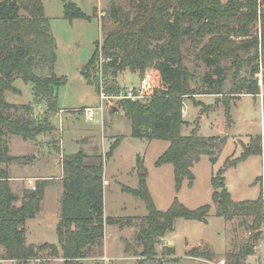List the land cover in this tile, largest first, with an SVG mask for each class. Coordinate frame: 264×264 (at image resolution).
I'll return each mask as SVG.
<instances>
[{
	"label": "trees",
	"instance_id": "obj_1",
	"mask_svg": "<svg viewBox=\"0 0 264 264\" xmlns=\"http://www.w3.org/2000/svg\"><path fill=\"white\" fill-rule=\"evenodd\" d=\"M62 1L65 18H90L75 2ZM129 3L135 9L132 15L111 5L109 14L116 26L104 32L101 41L94 42L82 72L87 83H93L98 91L100 44L103 56L111 58L102 65L103 74L110 71L113 76L109 86L105 84L106 92H120L116 86L118 71L126 68L138 71L140 80L145 81L144 92L150 98L145 101L122 98L117 100V108L130 119L131 136L169 141L156 165L172 164L178 190L184 178L193 183L191 167L201 155L215 161L218 142L217 136L198 135L195 129L189 134L181 132L186 122L182 117L184 97L196 93L190 87L193 77L183 64L181 49L186 43L188 50L198 48L196 58L214 67L216 73L221 71L218 62L230 60L233 71L228 94H259L258 80L253 75L258 73L260 65L264 67V4L260 0H129ZM253 27H256L254 33ZM56 48L42 0H0V164H5L0 167V245L3 247L0 258L16 264L37 259L45 250L49 256L62 258V264H83L89 248L102 245L104 225L120 222L104 216L103 203L104 162L120 142L117 137L104 155L89 154L83 148L62 155L63 189L55 229L58 244L26 242L25 221L39 211L45 187L54 182L50 177L37 179L32 189L23 191L20 204L16 205L19 196L11 188L8 166L14 162L30 164L33 155L10 154L9 139L15 135L35 141L38 135L55 130L50 116L60 110L57 88L67 81L65 75L55 72ZM16 79L31 84V101L10 103L5 99L6 91L20 92L14 85ZM203 79L210 81V75H204ZM262 81L264 85V71ZM211 84L217 86L216 91L199 93L223 94L220 79ZM262 101L264 110V95ZM37 104L45 106L41 118L34 114ZM224 113L229 119L228 102ZM263 139L261 133L250 136L249 142L242 145L240 155L226 159L211 178L212 199L221 200L217 214L226 219L251 215L254 230L260 228L263 219L264 188L254 200L233 202L224 183V172L225 167L234 166L253 154L262 155L264 165ZM144 176L145 172L140 174L136 188L122 185L121 189L142 199L147 207L146 223L138 238L141 254L148 256L155 254L156 244L173 231L176 218L205 222L210 205L190 209L174 198L165 211H160ZM162 253L170 255L173 249L166 245ZM252 253L253 245H246L235 264H244L246 255ZM187 255L211 257L197 247L189 249ZM157 262L163 264L162 259Z\"/></svg>",
	"mask_w": 264,
	"mask_h": 264
},
{
	"label": "rangeland",
	"instance_id": "obj_2",
	"mask_svg": "<svg viewBox=\"0 0 264 264\" xmlns=\"http://www.w3.org/2000/svg\"><path fill=\"white\" fill-rule=\"evenodd\" d=\"M71 1L90 18L69 20L63 16L62 0H42L50 31L57 42L55 72L57 75H65L67 81L57 88V106L61 112L52 113L50 116L55 126L54 131L38 135L35 141L10 136L11 154L33 155L30 164L14 162L8 166L10 174L24 177L13 184L16 194L35 186L36 180L30 185L29 177L40 175L50 177L54 182L50 198L52 204H56L57 199L60 201L63 189L62 155L76 152L80 148L89 154L104 155L114 139L120 137V142L112 155L104 162L103 173L104 216L120 220L115 224H106L105 254L109 256V261L103 260L104 254L98 245L94 249L89 248V252L85 253L83 264H140V261L141 264H157L159 259L163 260V264H235L249 244L253 245V253L246 255L244 264H264V214L260 228L256 230L251 226L253 220L251 215L232 216L229 219L218 215L221 200L212 199L214 189L211 184L212 176L223 166L226 159L240 155L242 145L249 142L250 136L264 134L262 101L264 67L260 65L258 73L253 75L258 80L259 94L240 93L232 96L228 94L233 71L230 60L218 62L221 71L216 73L214 67L206 66L196 58L198 48L188 50V44L183 45L181 49L183 64L192 74L190 87L196 93L184 97L182 117L186 122L181 132L189 134L195 129L198 135L217 136L218 142L215 148V161L213 162L208 155H201L191 167L193 183L189 184L184 178L181 187L176 190L172 164L156 165L169 141L131 136L130 119L119 107L117 108V100L113 101V107L105 108L102 114L97 112L92 121L87 120L81 110L73 109L98 104V91L93 83H87L82 70L92 54L94 42L101 41L102 34L116 26V21L109 14L111 5H116L119 10L130 15L134 14L135 9L131 8L129 0ZM260 1L264 4V0ZM258 28L260 29L259 23ZM255 30L256 27H253L252 32ZM99 46L101 47V44ZM206 74L210 75V81L203 79ZM103 76L104 83L109 86L113 79L112 74L109 71ZM217 79L222 82L223 94L199 93L216 91L217 86H212L211 83ZM140 84L138 71L126 68L117 72L116 86L120 87V90L139 87ZM14 85L20 92L6 91L5 99L8 102L27 103L32 100L30 83L16 79ZM226 102L230 106L229 119L224 113ZM44 113V104H37L34 110L35 117L41 118ZM0 167H5V164H0ZM142 170L145 172L148 189L158 210L165 211L174 198L190 209L210 205L205 222L176 218L173 231L168 232L165 238H161L155 246V254L148 256L141 254L142 245L138 238L140 229L146 223L144 217L147 214V207L142 199L121 189L122 185L136 188ZM263 178V156L260 154L250 155L234 166L225 167L224 183L233 202L258 198L261 189L264 188ZM51 237L56 238L55 231L47 232V238ZM168 238L174 241L175 257L164 256L162 253L164 246L173 245V242H167ZM186 241L189 245H194L192 247L211 254V257L187 255L189 249L185 251ZM47 252L48 250H45L39 258L22 264H62V258L49 256ZM0 264L16 262L0 258Z\"/></svg>",
	"mask_w": 264,
	"mask_h": 264
},
{
	"label": "crops",
	"instance_id": "obj_3",
	"mask_svg": "<svg viewBox=\"0 0 264 264\" xmlns=\"http://www.w3.org/2000/svg\"><path fill=\"white\" fill-rule=\"evenodd\" d=\"M83 107V106H81ZM78 108V107H74L73 109ZM59 112H61V109L59 110ZM11 154V153H10ZM14 155V154H13ZM10 174V172H9ZM104 177V176H103ZM24 177H19V176H13L12 174H10V185L12 190L16 193L13 184L18 181L23 179ZM39 178H45L43 176H33V177H29L28 179H32L33 183L35 180L39 179ZM106 180V179H105ZM33 183H30V185H32ZM51 186H46L45 187V191H44V196L40 202V209L39 211L31 218L26 219L25 221V238H26V242L27 243H34V244H41L44 242H50V243H54V244H58L57 243V236H56V232H55V239H53V237L51 238H47V232L53 233V231H55L56 229V224L59 220V213H60V202L59 199H57L56 204H52L51 202ZM33 187V186H32ZM29 189H31V187H29ZM61 192V191H60ZM19 196V200L16 202V205L20 204L21 201V197H22V193L19 192V194H17ZM105 229H106V224L104 225V236H103V240H102V245H101V249L103 251L104 256L109 257L105 254L106 251V244H105ZM167 234V233H166ZM166 234L163 238L166 237ZM53 236V235H52ZM50 239V240H48ZM173 242V245H169L172 247L173 249V253L170 255H165V256H169V257H175V247H174V241L170 238L167 239V242ZM189 242L186 241V249L185 251H187L188 249H190L192 246L194 245H189ZM3 252V247L0 245V253Z\"/></svg>",
	"mask_w": 264,
	"mask_h": 264
},
{
	"label": "built area",
	"instance_id": "obj_4",
	"mask_svg": "<svg viewBox=\"0 0 264 264\" xmlns=\"http://www.w3.org/2000/svg\"><path fill=\"white\" fill-rule=\"evenodd\" d=\"M110 60H111L110 57L103 56L101 52V47H100L99 56H98V65L100 69L98 72V78H99L98 104L95 106L87 105V106L76 108L77 110H81L85 118L89 121L94 120L97 112H100L102 114L105 108L109 106L113 107V101L115 100L126 98V99H131V100L145 101L146 99L150 98V95H147L144 92L145 81H141V84L139 87H127L124 89V91L120 90L118 94H111V93L106 92L102 65H103V62H108ZM104 181L106 184L107 181L106 180ZM28 182L33 183V180L29 179ZM103 260L107 262L109 261V258L106 256H103Z\"/></svg>",
	"mask_w": 264,
	"mask_h": 264
},
{
	"label": "water",
	"instance_id": "obj_5",
	"mask_svg": "<svg viewBox=\"0 0 264 264\" xmlns=\"http://www.w3.org/2000/svg\"><path fill=\"white\" fill-rule=\"evenodd\" d=\"M67 3H70V2H72L71 0H67L66 1ZM143 173V170L141 171V174Z\"/></svg>",
	"mask_w": 264,
	"mask_h": 264
}]
</instances>
